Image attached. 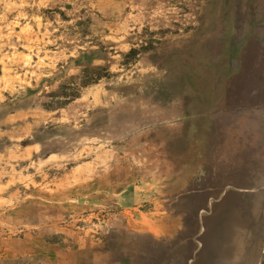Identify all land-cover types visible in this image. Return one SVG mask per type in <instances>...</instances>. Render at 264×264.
<instances>
[{"label":"rangeland","instance_id":"374dc122","mask_svg":"<svg viewBox=\"0 0 264 264\" xmlns=\"http://www.w3.org/2000/svg\"><path fill=\"white\" fill-rule=\"evenodd\" d=\"M263 205L264 0H0V264H264Z\"/></svg>","mask_w":264,"mask_h":264},{"label":"crops","instance_id":"0c3cea01","mask_svg":"<svg viewBox=\"0 0 264 264\" xmlns=\"http://www.w3.org/2000/svg\"><path fill=\"white\" fill-rule=\"evenodd\" d=\"M191 117L187 116L185 118V122L190 121ZM196 121V120H195ZM198 123V122H195ZM200 123L201 125H203V119H200ZM188 136L186 135L183 139L185 144H191V146H197L198 144H203L205 145L204 140H202V137L200 138V136ZM178 137V136H177ZM234 142L232 143V147H226V150L223 149V153L225 151L228 152V154L226 155L227 158H242V154L246 157L249 158V160H254V158H257V148L256 146L252 145V140L250 135H244L243 134H239L238 136L234 137ZM257 143V142H256ZM186 148H184L185 150H181L178 154V156H181L182 160L179 161V164L168 169L170 174H168V185L167 186H161V189L159 192H167V194L171 193L170 195H174L176 194V196H180V194L182 193V191H184L187 188V183L184 182L183 186H178V181L179 179L183 178L185 176V179L188 183L190 182L191 177L195 174H198L197 171V160L200 161L201 158H204L203 156H198V152L196 155H191L188 152V146L185 145ZM256 150V151H255ZM246 153V155L244 154ZM238 154V155H237ZM261 156H259L260 158ZM196 160V162H195ZM252 163L249 162V165H251ZM166 177V176H165ZM188 178V179H187ZM160 182V181H158ZM154 186V184H153ZM189 189H187L188 191ZM253 190V189H251ZM173 193V194H172ZM158 213H153L154 215H157ZM167 213H160V216L158 214V218L156 220L152 221V224H148L144 221H139V223L141 224V226L148 228L147 231H151L153 233L154 238L156 237H175L177 236L184 228V223L182 221V218L179 215H175V214H170L169 216L167 215ZM200 215H202V211L200 213ZM199 215V216H200ZM260 221L261 223H264V205H263V210H262V214L260 216ZM263 236H264V232H263ZM197 238V236H196Z\"/></svg>","mask_w":264,"mask_h":264}]
</instances>
